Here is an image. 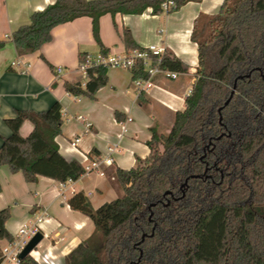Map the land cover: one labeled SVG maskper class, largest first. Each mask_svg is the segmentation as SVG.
I'll list each match as a JSON object with an SVG mask.
<instances>
[{"label":"trees","instance_id":"16d2710c","mask_svg":"<svg viewBox=\"0 0 264 264\" xmlns=\"http://www.w3.org/2000/svg\"><path fill=\"white\" fill-rule=\"evenodd\" d=\"M165 1L54 0L33 11L9 40L17 55L31 53L51 40L55 26L87 16L99 54L106 56L101 16L141 14L148 8L152 14L172 12L201 0H172L164 10ZM114 27L126 53L150 55L129 28ZM191 39L197 44V68L184 109L175 113L169 130H152L149 153L135 166L107 172L119 191L114 199L97 207L83 191L67 199L70 209L90 218L93 231L63 264H264V0H223L215 14H199ZM4 43L0 39V48ZM88 55L78 53V66ZM158 66L188 71L168 49ZM85 70L84 86L65 80L63 87L92 99L107 83V66ZM127 70L132 79L148 75L142 58ZM25 120L33 128L22 136ZM4 122L10 133L1 140L0 165L21 172L27 183L40 176L64 183L85 172L58 150L59 102L42 111L16 109ZM9 217V207L0 209V239L7 243L14 240L5 226ZM17 264L39 263L27 255Z\"/></svg>","mask_w":264,"mask_h":264},{"label":"crops","instance_id":"0c3cea01","mask_svg":"<svg viewBox=\"0 0 264 264\" xmlns=\"http://www.w3.org/2000/svg\"><path fill=\"white\" fill-rule=\"evenodd\" d=\"M53 1L0 0V39L5 41L0 48V144L2 137L10 133L4 119L13 117L16 109L42 111L57 101L63 123L61 133L54 139L65 158L84 166L88 160H103L110 148L116 150L110 154V163L64 183L43 176L27 183L21 172H11L7 165H0V209L9 207L5 226L14 237L20 226H36L43 235L38 243L40 252L48 251L63 264L64 256L93 231L90 218L70 209L67 199L78 191L88 196L92 206L106 193L110 194L109 201L114 199L118 190L107 172L135 166L137 159H144L149 153L147 142L152 130L158 134L169 130L175 113L184 109V98L190 93L197 68V44L191 39L194 22L199 14H215L223 0L189 1L175 11L159 14H152L148 8L141 14L101 16L99 35L108 55L125 53L115 23L118 30L129 28L142 47L155 44L172 51L188 66V71L178 72L174 79L157 74L151 87L139 90L126 68L109 66L107 83L92 99L70 94L63 87L65 80H85L78 69L79 52L99 54L89 17L55 26L49 42L24 55H17L13 43L5 37L28 23L33 11ZM18 59L20 63L16 64ZM57 66L63 67L60 74L55 72ZM78 114L84 119L77 120ZM85 122L89 123L87 129ZM32 128V123L25 120L19 132L26 136ZM104 202V198L100 199L97 206ZM3 243L7 245L0 239V249L5 246Z\"/></svg>","mask_w":264,"mask_h":264},{"label":"built area","instance_id":"2783aa9c","mask_svg":"<svg viewBox=\"0 0 264 264\" xmlns=\"http://www.w3.org/2000/svg\"><path fill=\"white\" fill-rule=\"evenodd\" d=\"M174 3L172 0H166L162 3V7L164 10H167L170 6H173ZM6 38L9 36L6 35ZM148 52H131V53H124L120 55H106L102 56L100 54H97L96 56L88 55L85 59L84 64L78 66V69L83 73L84 77L86 78V67L90 66L92 64H103L107 67H122V68H130L135 58H142L143 65L145 67V70L147 71L148 75L146 78H135L132 79V82L139 90H147L149 87L153 85L152 78L157 75L161 74L165 78H176L178 75L177 71H173L170 69H161L158 65L160 63V59L162 54L165 51L164 47L157 46L155 44H149L147 47ZM156 57V62L152 64V57ZM16 64L20 63V60L15 61ZM63 71L62 66H57L55 69V72L57 74H60ZM83 86L85 84V80L81 83ZM77 120H83V116L81 114H78L75 117ZM67 119V118H66ZM89 126V123L85 122V128L87 129ZM78 138H75V141H77ZM115 148H110L108 151V155L104 157L103 160L93 159V160H86V157L84 158L87 163L83 166L85 172H90L92 170L98 169L103 163L107 164L111 162L110 154L115 152ZM100 174H103L102 171H100ZM38 232V228L36 226H20L17 230L16 236L14 237V240L11 242H8L6 246L0 249L2 261L8 260L11 261V264H17L19 261L18 254L23 249V247L27 244V242L35 235V233ZM35 248H38V244ZM35 253V254H34ZM28 255H30L34 260H36L39 264H59L53 257L49 254L48 251L46 252H40L39 249H33L31 250ZM0 263V264H1Z\"/></svg>","mask_w":264,"mask_h":264},{"label":"water","instance_id":"95a60500","mask_svg":"<svg viewBox=\"0 0 264 264\" xmlns=\"http://www.w3.org/2000/svg\"><path fill=\"white\" fill-rule=\"evenodd\" d=\"M43 235L41 232H36L35 235L27 242L23 249L18 254V259H22L28 255V253L33 250L36 245L41 241Z\"/></svg>","mask_w":264,"mask_h":264},{"label":"rangeland","instance_id":"374dc122","mask_svg":"<svg viewBox=\"0 0 264 264\" xmlns=\"http://www.w3.org/2000/svg\"><path fill=\"white\" fill-rule=\"evenodd\" d=\"M112 183L115 185V187H117V186H116V183H114V182H112ZM118 192H119V191H118ZM117 195H118V193L116 194V196H117ZM116 196H114V197H116ZM102 197H103L106 201H107L108 199H111V198H109V197H110V194H107V193L105 194V196H102ZM102 197H99V201H100V199L103 200ZM99 201H98V202H99ZM108 201H109V200H108ZM98 202L95 200V201L93 202V203H94L93 206H94V207H97V205H98L97 203H98ZM3 244H4V243H3ZM4 245H5V244H4ZM5 246H6V245H5ZM34 249H38V248H34Z\"/></svg>","mask_w":264,"mask_h":264},{"label":"bare ground","instance_id":"6f19581e","mask_svg":"<svg viewBox=\"0 0 264 264\" xmlns=\"http://www.w3.org/2000/svg\"><path fill=\"white\" fill-rule=\"evenodd\" d=\"M35 254V253H34Z\"/></svg>","mask_w":264,"mask_h":264}]
</instances>
